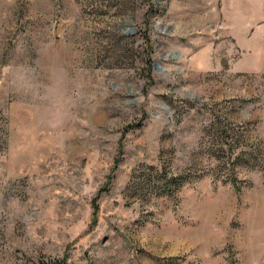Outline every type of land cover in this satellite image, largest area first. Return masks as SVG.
I'll use <instances>...</instances> for the list:
<instances>
[{
	"label": "rangeland",
	"instance_id": "374dc122",
	"mask_svg": "<svg viewBox=\"0 0 264 264\" xmlns=\"http://www.w3.org/2000/svg\"><path fill=\"white\" fill-rule=\"evenodd\" d=\"M0 264H264V0H0Z\"/></svg>",
	"mask_w": 264,
	"mask_h": 264
}]
</instances>
